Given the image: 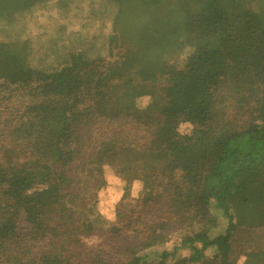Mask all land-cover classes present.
Here are the masks:
<instances>
[{"label": "trees", "instance_id": "16d2710c", "mask_svg": "<svg viewBox=\"0 0 264 264\" xmlns=\"http://www.w3.org/2000/svg\"><path fill=\"white\" fill-rule=\"evenodd\" d=\"M129 3L0 0V264H226L242 228L264 258V0H202L151 62Z\"/></svg>", "mask_w": 264, "mask_h": 264}, {"label": "rangeland", "instance_id": "374dc122", "mask_svg": "<svg viewBox=\"0 0 264 264\" xmlns=\"http://www.w3.org/2000/svg\"><path fill=\"white\" fill-rule=\"evenodd\" d=\"M201 1L156 0L154 2L153 0H130L128 9L125 10L126 14L124 15L126 18L124 35L146 57L148 62H151L158 56L164 57L165 54L178 51L181 41L188 30L190 17L199 9ZM153 179V175L148 176V174L144 173L140 185L139 183L137 184L139 187L134 192V196L139 197L141 194L147 193L152 187ZM110 182L112 188L106 189L108 193L104 194L106 196L104 199L105 208L101 211L103 216L109 219V222L117 218L116 204L123 195V192L121 194V191L116 189L117 186L119 188L120 181L112 179ZM261 193H263L264 197V189H262ZM164 201L167 202L168 198H165ZM148 215L153 216L148 220L149 223L156 228H161V218L154 216V211H151ZM122 222L125 221L122 220ZM118 225L122 226L123 224L119 223ZM108 226L111 227L112 224L110 225L109 223ZM226 230V224H223L219 230L212 231L210 235L214 236L215 233H224ZM173 235L169 243L176 241L175 237L177 235ZM196 238L199 239L200 236ZM233 238L232 243L235 244V249L226 264H264V258L261 254L252 252L253 250L244 249V242L242 243V240L245 238L244 228L236 230ZM104 241L106 239L102 235L94 237L85 236L80 238L73 247L80 252H84V254H88ZM241 244H243L242 247ZM165 247L166 245H160L159 249ZM45 249L44 244L37 246L36 255L39 256ZM152 251H149V253ZM192 255L193 253L190 252L188 254V250H185L180 256L188 258ZM112 256L118 258L119 254L113 253ZM123 257L121 255L122 259ZM192 257L195 258V256Z\"/></svg>", "mask_w": 264, "mask_h": 264}]
</instances>
